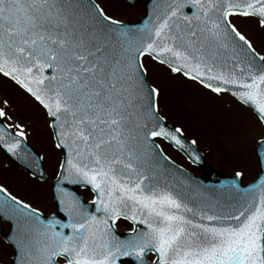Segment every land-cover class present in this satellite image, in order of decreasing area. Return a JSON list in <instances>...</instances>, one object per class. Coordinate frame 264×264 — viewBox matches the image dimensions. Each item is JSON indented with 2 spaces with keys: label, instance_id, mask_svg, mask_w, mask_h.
<instances>
[{
  "label": "snow or ice",
  "instance_id": "obj_1",
  "mask_svg": "<svg viewBox=\"0 0 264 264\" xmlns=\"http://www.w3.org/2000/svg\"><path fill=\"white\" fill-rule=\"evenodd\" d=\"M232 15L264 27V0H155L135 29L91 0H0V74L46 110L62 152L53 198L67 218H42L0 185L18 264H149V252L151 264H264V183L229 204H190L158 178L151 139L198 159L156 114L145 56L212 92L234 90L264 122V55ZM11 119L0 101V150L30 157L24 126ZM75 185L95 193V211ZM121 219L133 224L127 238L116 232Z\"/></svg>",
  "mask_w": 264,
  "mask_h": 264
},
{
  "label": "rangeland",
  "instance_id": "obj_2",
  "mask_svg": "<svg viewBox=\"0 0 264 264\" xmlns=\"http://www.w3.org/2000/svg\"><path fill=\"white\" fill-rule=\"evenodd\" d=\"M245 20L252 26L258 25L251 18ZM258 40L262 44L259 48L264 49V38L259 36ZM141 59L148 81L158 89L157 112L171 126L180 128L186 137L195 141L213 167L226 174L240 172L242 183L253 180L259 171L255 145L264 137V125L252 109L228 92H212L181 73L171 72L166 65L151 57ZM5 99L12 118L10 123L24 126L26 141L41 156L47 177L39 180L30 176L0 151V185L33 208L48 213L54 210L51 182L56 177L62 157V152L53 147L50 120L45 109L27 91L0 74V101ZM155 141L166 155L199 173L194 163L186 160L165 139L155 138ZM121 224L126 222L122 221L118 226ZM0 259H9V250L1 238Z\"/></svg>",
  "mask_w": 264,
  "mask_h": 264
},
{
  "label": "water",
  "instance_id": "obj_3",
  "mask_svg": "<svg viewBox=\"0 0 264 264\" xmlns=\"http://www.w3.org/2000/svg\"><path fill=\"white\" fill-rule=\"evenodd\" d=\"M153 2L155 3V0H147L144 3V8L146 10V14L144 16H142L137 22H134V23H132V22L131 23L130 22L129 23L120 22V23L125 28L135 29V28L141 27L144 24V22L151 17V10H152ZM91 3L95 4L93 2V0H91ZM146 82L148 85H150L147 79H146ZM225 91H228L230 94L233 95L234 90L233 91L225 90ZM233 96H235V95H233ZM235 97L237 99H239L237 96H235ZM153 100H154L155 110H156L155 97L153 98ZM247 105L249 107H251L252 110L255 112L254 108L252 106H250V104H247ZM156 114L161 118V122L167 128L174 129L170 124H168L157 113V111H156ZM262 123L264 124V122H262ZM183 138L186 141V147L189 148V151L191 153H193L196 157H198V159L195 160V162L193 161L192 158H190L189 154H186L184 151H181L180 149L175 147L172 143L171 144L175 148L180 150L192 163L199 165L202 168V175L201 176H194L190 172L186 171L182 167L175 164L173 161H171L169 158H167L162 153L159 145L154 141V143L156 145L154 151H155V153H157L156 162L158 165L155 170L157 172L158 178L161 179L162 182L170 183L172 185L173 189L175 191L180 192L190 202V204L191 203H206V204H216L218 206L229 204L234 199L239 197L240 195H243L245 193V191L250 192L254 186L258 187L261 183H264V137L259 139L255 145V154L259 160L260 171L257 174V176L255 177V179H253L252 181H249L245 184L240 183L239 176H237L236 174L225 175V174L219 172L218 170L214 169L213 167H211L207 163V161L205 160L202 152L199 151L196 148V146L191 143V141L186 139L184 136H183ZM151 139H153V138H151ZM23 146H26L28 148L29 153H31L30 157H24V158L18 159L16 157H13L11 154L6 153L3 150H0V151L2 153H4L6 157L11 159L17 166H19L23 170L27 171L28 173H30V174H32V175H34L40 179H45L46 178V171H45V167L41 161L40 155L27 143V141H25V145H22V147ZM55 179L52 181V184H51L53 196H54ZM71 187L79 195L78 191L75 188L76 187H85V186L75 185V186H71ZM84 203H86L89 206V209L91 211H95V207L92 205L91 202L90 203L84 202ZM55 204L57 207L56 202H55ZM60 213H62V212H60ZM39 214L42 216V218L52 216V215L44 216L40 212H39ZM0 219L9 224V229L7 231H5L0 224V235L3 237V239L5 241L10 243L14 249V255L11 258V264H18L19 253L16 250L14 244L11 243V241L9 239L10 237L13 236L14 224L11 220L5 219L3 217L2 213H0ZM62 219L66 220L67 218L64 216V218H62ZM67 231H69V230L65 229L66 233H67ZM129 235L130 234H127L123 238H127ZM0 264H6V263L0 261Z\"/></svg>",
  "mask_w": 264,
  "mask_h": 264
},
{
  "label": "flooded vegetation",
  "instance_id": "obj_4",
  "mask_svg": "<svg viewBox=\"0 0 264 264\" xmlns=\"http://www.w3.org/2000/svg\"><path fill=\"white\" fill-rule=\"evenodd\" d=\"M93 1L104 10V13L107 16H109V17H111L117 21H122V22L136 21L137 19H139L140 17H142L146 14V10L144 8V3L147 0H93ZM247 17L251 18L252 20L257 22L256 18L253 16L232 15L229 17V20L252 43L256 52L262 55V53L264 54V49L259 48L262 46V44H261V41L258 40V37L262 36L264 38L263 33H262V32H264V27H261L259 24L257 26H252L247 20H245ZM257 48L262 53L260 51H258ZM195 144L197 145V143H195ZM197 147H198V145H197ZM201 151L203 152V150H201ZM204 155H205V153H204ZM166 156L168 158H170L173 162L178 164L179 166L185 168L191 174H193L195 176H201L202 175V168L199 165L193 164V166L195 168L199 169V173H195V172L191 171L189 168H187L186 166H183L180 162L173 159V157H169L168 155H166ZM184 158L186 160H188L186 157H184ZM207 161H208V159H207ZM214 168L218 169L216 166ZM78 192H79V195L82 197V200L85 202H88V203L92 202L93 197L95 195V193L89 187L80 188L78 190ZM83 192L88 194V196L85 197L83 195L84 194ZM53 213H57V216L59 218H64V215L62 213L57 212V208H56L55 204H54V210H52L48 213H43V214L50 215ZM122 221L126 222V224H121L120 226H118L119 223H121ZM2 225H3V228L5 230H7L9 228V225L7 223H2ZM132 227H133L132 222L121 219L120 221H118V223L116 225V232L118 235L121 236V238H123L127 234H131ZM139 227H143V226H139ZM0 238L4 242V245L6 246L7 250H9L8 261L2 260V259H0V261L5 262L6 264H11V258L14 254V249L9 243L4 241L1 236H0ZM122 259H123L124 264H135L134 258H132V257L122 258ZM147 259L149 261V264H151V261L154 259L153 253L149 252Z\"/></svg>",
  "mask_w": 264,
  "mask_h": 264
},
{
  "label": "bare ground",
  "instance_id": "obj_5",
  "mask_svg": "<svg viewBox=\"0 0 264 264\" xmlns=\"http://www.w3.org/2000/svg\"><path fill=\"white\" fill-rule=\"evenodd\" d=\"M236 174V173H235Z\"/></svg>",
  "mask_w": 264,
  "mask_h": 264
}]
</instances>
